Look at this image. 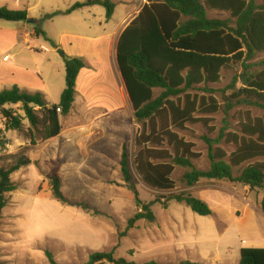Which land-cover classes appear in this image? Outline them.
Listing matches in <instances>:
<instances>
[{"label": "rangeland", "instance_id": "obj_1", "mask_svg": "<svg viewBox=\"0 0 264 264\" xmlns=\"http://www.w3.org/2000/svg\"><path fill=\"white\" fill-rule=\"evenodd\" d=\"M6 1L13 4L12 0ZM85 1L41 0L45 9L37 8L32 11L31 18L28 19L32 22L27 20L22 24L36 28L40 35H44L42 32L46 31L56 43L67 44L68 40L62 38V34L74 32L73 24H80L82 27L88 25L84 18L90 15V9L78 10L72 16L63 12L55 17L48 15ZM122 1L124 0L115 2L118 9L113 24L118 23L139 5V0H129L128 5ZM3 2L5 0H0V5ZM92 9L96 11L94 20L101 19L102 15L106 16L104 7L97 5ZM0 21L17 31L18 23ZM4 33V29L0 28V40ZM11 34L13 40L16 33ZM44 38L45 36L40 37L52 51V43H46ZM103 50L104 56L107 57V49ZM17 51L21 52L22 58L28 60V64L32 65L36 58V63H41V68L48 67L45 58L47 53L30 52L25 43H20ZM14 53L16 51L12 55ZM17 57L11 61L12 64H21ZM262 61L264 53L251 62L254 65L251 70L259 71ZM31 65L29 68H35ZM1 66L0 61V69ZM242 72V65L236 64L221 73L220 83L203 84L189 92L191 97L196 96L198 101L203 97L207 103L212 98L221 106V110L216 114L198 115L207 118L208 125L189 124L186 130L179 133V136L193 144V150L201 155L199 159L194 160V166L198 170H208L211 166L207 139L229 156L236 150V146L227 142L225 135L231 133L239 136L247 115L251 120L264 118L263 109L245 104L237 105L228 114L225 113V97L231 93L227 91L228 86ZM61 75L63 83L66 82V71L65 75ZM108 76L107 81L96 80L92 83L90 91L87 90V93L93 95L92 99H88V109L97 111L101 106L108 110L123 105L117 91V83ZM19 78L20 75L17 74L9 79ZM58 79L59 76L52 83H57ZM81 85L83 86V83ZM14 86L16 85L5 84L0 87V92ZM53 91L55 92V89ZM160 93L161 90H156L155 97ZM183 98L184 95L181 96L182 102ZM82 99L81 95L76 94L72 111L69 115L61 117L62 131L66 132L71 128H83L96 122L101 126L96 130L99 141L92 147L88 144L82 150L67 146L64 140H60L61 135L54 144H51L53 140L45 141L41 121L36 128H32L31 134V124L26 119L21 105L9 107L12 113L22 120L19 131L7 130L6 121L0 113V129L5 132L4 139L11 141L13 147V154L9 155V148H6V145L0 146V168L8 170L22 160L30 161L11 176L17 190L9 197L2 219L0 254L3 260H10L8 264H50L46 256L49 251L58 264H85L95 252L114 251L115 258H125L139 264H179L184 261L239 264L243 248H264V213L261 209L264 192H251L249 187L228 181L202 180L189 187L184 181V174L190 170L182 167H176L172 175L176 185L174 193H190L199 198L208 204L212 215L201 216L177 201H171L166 208L163 198L167 197L168 192L150 188L133 169L138 198L146 204L157 198H160L161 202L152 207L156 216L154 223L141 220L134 228L129 229V221L139 209L135 192L123 180L120 162L124 146H127L133 162L138 152L135 139L143 130L144 123L136 120L128 96V104L124 109L105 115L98 114L93 109L84 114L81 108L83 105L80 104ZM38 116L41 119L42 113L38 112ZM84 138L85 136L78 142L83 144ZM104 142L107 145H103ZM103 147L107 152L101 150ZM239 171H235V176L239 175ZM54 172L62 180L64 195L72 203L81 206L69 207L54 198L50 181ZM86 205H90V208Z\"/></svg>", "mask_w": 264, "mask_h": 264}, {"label": "trees", "instance_id": "obj_2", "mask_svg": "<svg viewBox=\"0 0 264 264\" xmlns=\"http://www.w3.org/2000/svg\"><path fill=\"white\" fill-rule=\"evenodd\" d=\"M97 5L106 9L107 20L113 17L116 5L112 0H86L64 13L69 15ZM59 14L56 12L48 17ZM0 19L18 23L29 18L27 11L0 8ZM37 33H40L39 30ZM263 53L264 0H147L117 45V62L134 116L138 122L144 123L143 130L135 139L138 152L133 162L127 146L123 147L120 162L123 180L135 192L139 209L130 219L129 229L141 220L154 223L156 216L152 207L161 202L157 198L146 204L138 198L133 169L150 188L168 192L163 198L166 208L171 201H177L201 216L212 215L207 203L190 193H174L176 185L172 175L176 167L190 170L184 174V181L189 187L202 180L228 181L249 187L251 192H264V118L251 120L247 115L239 136L225 135L226 141L236 146L229 156L207 139L211 160L208 170L195 168L194 160L201 155L193 150V144L179 136L189 124L208 125V119L199 117V114H216L221 110L216 100L211 98L206 103L202 97L198 101L189 92L203 84L220 83L221 73L236 64L242 65L243 72L228 86L227 91L231 93L225 97V113L244 104L264 110V61L259 71L251 70L254 67L251 62ZM63 54L66 88L59 104L49 106L43 93H29L18 86L0 92V113L6 121L7 130L21 129L22 120L9 109L21 105L31 124V134L32 128H36L41 121L45 141L61 135L60 116L65 117L72 111L77 80L85 68L82 58ZM156 90H161L158 97H155ZM58 109H61L60 113ZM38 112L42 113L41 119ZM5 144L6 139L0 129V146ZM29 163L22 160L8 170L0 168V232L3 211L8 206L9 197L17 190L11 176ZM236 170H240L237 176ZM50 181L53 196L58 202L69 207L81 206L64 195L62 180L56 172L51 174ZM86 207L90 208V205ZM261 209L264 213V197ZM46 256L50 264H58L51 252L47 251ZM0 264H6L1 255ZM85 264L139 263L117 259L112 251L95 252ZM179 264L202 263L184 261ZM239 264H264V248H243Z\"/></svg>", "mask_w": 264, "mask_h": 264}, {"label": "crops", "instance_id": "obj_3", "mask_svg": "<svg viewBox=\"0 0 264 264\" xmlns=\"http://www.w3.org/2000/svg\"><path fill=\"white\" fill-rule=\"evenodd\" d=\"M12 1L13 4H10L8 1L5 0V2H3L2 5H0V8H7L13 11H27L28 18H31V12L36 10L37 8L45 9L43 8L44 6H42L41 0H37V1L12 0ZM112 1L113 3H115L117 0H112ZM122 2L126 3L127 5L129 4L128 3L129 0L127 1L124 0ZM146 2L147 0H139L138 7L135 10L130 11L122 20L118 21V23L116 24H113L112 22H115V17L117 16V9H118L117 6L115 7V12L113 17L110 20H107L106 16L103 17L102 15L101 19L97 21L93 19L94 17H96L95 15L96 11L92 9L97 6L87 7L90 9V11H88L90 15L85 16L84 18L85 22L88 24V25L85 24L83 26L86 31L82 30L83 27L80 24L78 26L76 23H75L76 25L73 24V27L75 28L74 32H69V34L68 33L62 34V38H66L68 40L67 44H62L61 42L56 43L55 40L53 41L51 36H49L46 31L42 32L44 33V35L43 34L40 35L37 33L36 28H30L29 26H25L24 24H22V22H18L16 27L17 31H15L12 27H10V25L7 26L4 25V23H0V28H3L5 31L4 35L0 40V59H1L0 61L2 64L1 66L2 68L0 69V87H2L5 84H10V85L19 86V88L21 87L20 88L21 90L27 91L29 93L41 92L44 94L49 106L59 104L61 100V96L66 87V82H64L65 83V87H64V83L61 79L62 76L61 74L63 73L65 75V61L63 54L65 53V55L69 57L82 58L85 62V68L79 74L77 80V88H76V94L81 95L83 98L80 103L81 105L84 106V107L81 106V108L83 109L82 112H84V114L88 112L90 113V110L92 111L93 109V108L91 109L87 108L89 107V103H90L88 99L93 98L92 93H87V90L90 91L92 87V83L95 82L96 80L98 81L104 79L107 81V79L109 78L108 75H110L111 76L110 78L117 83L116 84L118 87L117 91L119 93L121 100L123 101V105L120 108H112V109L109 108L108 110H104V108L100 106V108H98L97 111L94 109L93 110L94 112L103 115L110 114L115 111L120 112L122 109H124L127 106L128 104L127 96L129 98V95L117 62V45L123 32L137 18V16L140 14ZM72 6L73 5H71L69 8H71ZM67 9L58 12L64 13L65 11H67ZM77 12L78 10L68 16L75 15ZM90 20H94V21L88 22ZM12 32L16 33V36L14 37L13 40L11 37ZM41 36H45L44 41H46V43L48 42L52 43L53 46L52 51L40 39ZM20 43L27 44V50H29L30 52L47 53L48 55H46L45 58L48 61V67L42 66L43 68H41V63H36L37 60L34 56L32 57L33 59L35 58L34 63L32 65L28 64V60L22 58L20 56L21 52L19 53V51H17ZM105 48L107 49V57L104 56L103 49ZM15 51L16 53L12 55V53ZM16 57L20 59L19 63L21 64L11 63V61L15 60ZM29 65L35 68L31 69L29 68ZM17 74L20 75V78L18 80L9 79L11 76H16ZM58 76H59L58 82L52 83V81L56 79V77ZM82 83L83 86L81 85ZM53 89H55V92L53 91ZM6 90H10V89H6ZM61 117L62 116H60V121L62 123ZM87 125L86 127L83 128L82 127L71 128L68 130V132L62 131L61 133L62 139L60 140H64L67 146L74 147L80 150L87 147L88 144L89 146L92 147L95 143L99 141L100 137L99 138L96 137L97 134L96 130L100 129L101 126L97 122L94 124H87ZM83 136H85V138L83 144H81V142L78 141L79 140L82 141L81 138ZM101 140L103 139L101 138ZM56 141L57 138L53 139V141H51V144L52 142L54 144ZM31 142L32 140L30 141V144ZM5 145L6 148H9L7 154L9 155L13 154V150H12L13 147L11 141L6 140ZM103 145H107V144H105L104 142ZM101 150L107 152L106 149H104V147ZM22 168H20V170ZM3 215H4V211H3ZM126 260H128L129 262H133V260H129V259ZM2 261H4L6 264H8V262L10 263V260L2 259ZM169 264H173V263H169Z\"/></svg>", "mask_w": 264, "mask_h": 264}, {"label": "built area", "instance_id": "obj_4", "mask_svg": "<svg viewBox=\"0 0 264 264\" xmlns=\"http://www.w3.org/2000/svg\"><path fill=\"white\" fill-rule=\"evenodd\" d=\"M58 112L60 113L61 112V109H58Z\"/></svg>", "mask_w": 264, "mask_h": 264}, {"label": "water", "instance_id": "obj_5", "mask_svg": "<svg viewBox=\"0 0 264 264\" xmlns=\"http://www.w3.org/2000/svg\"><path fill=\"white\" fill-rule=\"evenodd\" d=\"M29 22H32V20H28Z\"/></svg>", "mask_w": 264, "mask_h": 264}]
</instances>
